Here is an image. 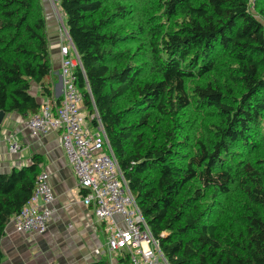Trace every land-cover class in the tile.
<instances>
[{
    "label": "trees",
    "instance_id": "1",
    "mask_svg": "<svg viewBox=\"0 0 264 264\" xmlns=\"http://www.w3.org/2000/svg\"><path fill=\"white\" fill-rule=\"evenodd\" d=\"M43 2L0 0V113L37 112L45 100L33 83L53 99L44 83L53 61ZM60 7L83 64L85 109L99 114L168 262L264 264V0ZM42 161L35 155L0 171V240Z\"/></svg>",
    "mask_w": 264,
    "mask_h": 264
},
{
    "label": "built area",
    "instance_id": "2",
    "mask_svg": "<svg viewBox=\"0 0 264 264\" xmlns=\"http://www.w3.org/2000/svg\"><path fill=\"white\" fill-rule=\"evenodd\" d=\"M48 1L62 38L58 69L62 86L60 101L57 104L46 99L37 112L24 119L23 126L33 136L52 131L59 133L77 184L87 190L83 193V203L93 205L95 218L103 223L110 252L127 250L131 264H170L128 186L99 114L95 111L90 119L87 118L84 95L77 83L78 69L84 72L82 60L65 25V12L60 7V0ZM250 2L253 4L254 0ZM4 139L11 153L20 151L21 145L12 135H5ZM54 199L48 173L41 170L30 198L9 223H13L15 231L20 233L45 232L51 215L50 204ZM94 254H101L100 247L94 249Z\"/></svg>",
    "mask_w": 264,
    "mask_h": 264
},
{
    "label": "crops",
    "instance_id": "3",
    "mask_svg": "<svg viewBox=\"0 0 264 264\" xmlns=\"http://www.w3.org/2000/svg\"><path fill=\"white\" fill-rule=\"evenodd\" d=\"M48 27L53 71L45 78L54 102L61 95L59 36L56 19L49 1L43 2ZM33 94L40 100L48 99L41 94V86L32 85ZM26 116L17 112L7 113L1 122L0 171H9L14 166L28 165L32 157L42 158L40 168L47 171L48 180L55 199L50 204L51 215L43 233L16 232L13 223L6 226L0 240L4 259L2 264H89L103 256L110 264H131L127 261V250L110 252L106 245L103 223L93 212V205L83 203V189L77 184L73 168L59 140V133L52 131L42 136H33L23 126ZM13 136L21 145L17 153L8 150L4 136ZM119 219V217H117ZM100 247L101 254H94Z\"/></svg>",
    "mask_w": 264,
    "mask_h": 264
},
{
    "label": "rangeland",
    "instance_id": "4",
    "mask_svg": "<svg viewBox=\"0 0 264 264\" xmlns=\"http://www.w3.org/2000/svg\"><path fill=\"white\" fill-rule=\"evenodd\" d=\"M86 110V109H85ZM86 115H87V118L90 119V113L88 110H86ZM92 129L95 130V126L92 125ZM128 252V251H127Z\"/></svg>",
    "mask_w": 264,
    "mask_h": 264
},
{
    "label": "water",
    "instance_id": "5",
    "mask_svg": "<svg viewBox=\"0 0 264 264\" xmlns=\"http://www.w3.org/2000/svg\"><path fill=\"white\" fill-rule=\"evenodd\" d=\"M60 83H61V82H60ZM4 115H5V114H4L3 112L0 113V123L2 122V120H3V118H4Z\"/></svg>",
    "mask_w": 264,
    "mask_h": 264
},
{
    "label": "bare ground",
    "instance_id": "6",
    "mask_svg": "<svg viewBox=\"0 0 264 264\" xmlns=\"http://www.w3.org/2000/svg\"><path fill=\"white\" fill-rule=\"evenodd\" d=\"M66 25V24H65ZM67 27V26H66ZM79 53V52H78Z\"/></svg>",
    "mask_w": 264,
    "mask_h": 264
}]
</instances>
